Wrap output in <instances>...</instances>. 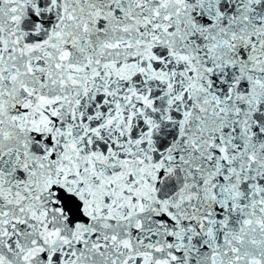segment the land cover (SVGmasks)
<instances>
[{
	"label": "snow or ice",
	"instance_id": "snow-or-ice-1",
	"mask_svg": "<svg viewBox=\"0 0 264 264\" xmlns=\"http://www.w3.org/2000/svg\"><path fill=\"white\" fill-rule=\"evenodd\" d=\"M0 264H264V0H0Z\"/></svg>",
	"mask_w": 264,
	"mask_h": 264
}]
</instances>
